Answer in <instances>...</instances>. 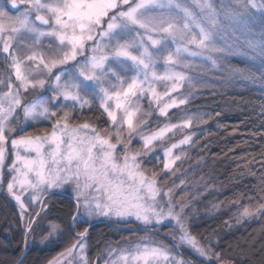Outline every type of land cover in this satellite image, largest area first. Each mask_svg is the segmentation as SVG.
Here are the masks:
<instances>
[{
    "label": "snow or ice",
    "instance_id": "snow-or-ice-1",
    "mask_svg": "<svg viewBox=\"0 0 264 264\" xmlns=\"http://www.w3.org/2000/svg\"><path fill=\"white\" fill-rule=\"evenodd\" d=\"M253 10L264 17V0H231L227 8L221 0L219 9L216 0H0V187L6 167L7 193L19 205L21 219L28 211L26 199L40 206L24 228L26 247L42 214L47 216L48 200L70 192L67 231L75 243L48 264H92L87 237L100 217L134 220L147 235L127 247L109 245L107 258L102 253L96 264L101 259L103 264H188L184 248L203 258L200 264H232L191 235L182 219L185 206L177 210L174 203V186L161 188V173L149 177L144 165L155 153L163 174L174 173L182 146L193 137L169 141L199 118L186 109L178 123L171 118L172 109L193 99V58L205 71L221 70L232 51L226 27L250 30ZM246 44L251 58L260 61V75L233 69L229 79L264 81V40ZM37 90L41 95L29 100ZM97 101L105 126L80 122L84 109ZM154 112L164 122L145 132L150 124L145 116ZM44 122L41 134L29 131ZM257 163L264 173V156ZM258 217L264 218V203L254 211L244 207L237 223ZM81 225L84 230H77ZM173 226L178 232L169 233L171 246L152 238ZM47 232L41 243L52 242L60 229L53 225Z\"/></svg>",
    "mask_w": 264,
    "mask_h": 264
},
{
    "label": "trees",
    "instance_id": "trees-1",
    "mask_svg": "<svg viewBox=\"0 0 264 264\" xmlns=\"http://www.w3.org/2000/svg\"><path fill=\"white\" fill-rule=\"evenodd\" d=\"M227 2L229 0H224L223 7L231 6ZM216 4L221 7L220 0H216ZM253 12L251 24L259 21L264 29V17L255 10ZM227 32L235 40L238 37L235 38L234 34L240 35L236 28L226 27L224 34ZM187 108L190 112L204 113L211 122L203 138L199 140V151L194 156L202 164L203 177H210L220 191L216 201L226 208L213 218H200L194 225L193 234L205 237L212 232H220L233 208L243 211L244 207H248L254 211L260 203H264L261 192L264 189V184H261L264 173L257 163L264 156V98L252 89L202 93L190 101ZM184 146L183 153L188 148ZM179 153L181 154V149L178 150ZM186 159L187 157L182 158L178 167L174 166L183 169ZM72 203L68 196L56 195L48 206L44 221L57 225L64 236L63 240L57 242V247L30 245L26 248L16 208L6 195L0 193V264H19L21 260L23 264H47L62 252L75 239L74 234L69 236L67 231V226L71 223ZM139 229L137 227L134 231L114 233L107 223L93 224L89 228L87 242L90 257L95 258L108 242L123 240L134 233L143 235V232H138ZM165 231L167 229L160 232ZM212 248L225 260L232 261V264H264V218L222 234L212 241ZM182 256L192 259L186 251L182 252ZM194 264H200V261L195 260Z\"/></svg>",
    "mask_w": 264,
    "mask_h": 264
},
{
    "label": "rangeland",
    "instance_id": "rangeland-1",
    "mask_svg": "<svg viewBox=\"0 0 264 264\" xmlns=\"http://www.w3.org/2000/svg\"><path fill=\"white\" fill-rule=\"evenodd\" d=\"M229 3L231 5V0H229ZM225 5L227 4L225 3ZM217 7L218 9L220 8L219 5H217ZM226 7H229V6L227 5ZM236 29H237V32L240 33V35L238 36L237 34H234L235 38L238 37L237 40H235L234 38L233 39L230 38L228 35L229 32H227V34H224L227 38V44L231 46L232 51L230 54L225 55L221 70L205 71L201 67L202 62L200 61V59L193 58L194 68L193 70L189 72V75H191L194 78V82H197L196 87L192 89L193 99H195L198 95L202 93H214V92L219 93V92H226L230 90H244V89L255 90L256 93H258L264 98V81L257 80L255 83H253L238 75L235 76L234 78L229 79V74L233 69L241 70L244 72L251 71V72H254L257 76L260 75V72H259L260 61L259 59L251 58L253 54L248 49L246 41L254 40L256 42H260L261 40H264V29L260 25L259 21H256L254 24H250V30H246L241 27H237ZM217 43L221 46H224L225 41L223 39L218 38ZM79 59H82V58H79ZM158 68L162 69L163 65L162 64L158 65ZM186 88H187V85H185V89ZM182 91H184V89H182ZM38 95H41L39 90H37L36 92L30 93L28 96V99L29 100L35 99ZM187 106L188 105L186 106L182 105L179 109L171 110L172 122L173 123L179 122L177 120V116L182 115L184 109L187 110V113L189 115H194L195 117L202 118L203 122H201V119L199 118L194 119L193 124L190 128L184 129L183 132H178L169 141V143L176 142L179 139H181L184 134L192 135L193 142L190 145L184 146L185 148L188 147L186 149V152L182 156V158L187 157V159L185 160L186 163H184L185 167L183 169H181L180 167L176 168L175 166H177L179 163V161H177L176 165L174 166L175 172L169 175H164L162 160L157 159L155 153L152 154L151 159L145 158L146 162H145L144 167L149 177L152 175L153 171L161 173V176L158 177V183L161 188L167 190L169 187L174 186L173 187L174 203L178 206L177 210H179V206L181 204L185 206L182 219L184 223L186 224L189 232L191 233L193 237H195L205 247L209 245H211L212 247V241H214L217 237L221 236L224 233L226 234L236 229H239L241 226L246 225L247 223L256 221L259 217L256 219L244 220L240 223H237V217L239 216L240 212H242V210L233 208L231 211H229L230 216L228 220L221 227V230L219 233L214 234L215 232H212L205 237L197 236L193 234L192 228L194 227V225L197 224L200 218H207V219L213 218L219 213H221V211L226 210V208L216 201V199L218 198L220 194V191H218L219 189L213 183L210 177H205V176L203 177V174L201 173L202 164L201 162H199V159H195L196 157L194 156L199 151V140L203 138V135L207 129V126H210L211 122L205 116L204 113L197 112V111L190 112ZM143 108L145 109V111L148 109V103L146 100L143 101ZM84 113L85 115L79 117L80 122L87 121L90 123H95L100 127L105 126L102 123V121L106 120V117L101 116L100 114L101 110H98V101L91 108V110L86 107L84 109ZM85 116L87 118H84ZM91 116L93 118H90ZM145 119L150 121V124L144 128V131L148 132V131L155 129L157 126V123L162 124L165 118L163 117L158 118L154 112V114L151 117L145 116ZM21 120H23L22 116H21ZM44 127H47V122H44L40 126V128H35V129L29 128V131L32 132L33 134H41V131ZM138 147H139V141L134 140L133 145H132V150L136 151ZM178 150L179 149L174 150L176 154H178ZM157 151L160 153V156L163 155V152L160 148H157ZM8 179L9 177L7 175V168L5 167L3 171L4 184H3V187H0V193H3L4 195H6L11 201V203L14 204L16 211L18 213V216L20 218L21 228H22L23 236H24V228L29 220V217H34L36 212L39 211L38 209L39 207L38 205L32 206L30 204V201L26 199V206L28 208V211L24 214L23 220H22L21 219V209L19 208V205H17L15 200L12 199V197L9 196L7 193L6 183ZM57 191H60V190H57ZM63 194H68L69 196H71L70 192H65ZM50 202H51V199L48 200L47 202L48 206L50 205ZM44 219H45V216H43L42 214V219L40 220V223L35 225L36 231L27 240V247L30 245H33V246H38V247H43V248H53V247L55 248L57 247V242H59L60 240H63V237H64L63 232L59 228L60 232L58 234L52 235L51 237L52 242L41 243V239L48 235L47 230L50 229L53 225H55L51 222L44 221ZM102 220L116 223L121 226L122 225L126 226L127 230H130V229L132 230L133 228H137V227L143 228L142 225H139L134 220L131 223H123V222L117 223L115 219L108 220L103 217H100L94 220L92 224H94L95 222L102 221ZM173 225H174V222H173ZM163 229H167V231H165V234L168 237V239H165L164 241L169 246H171L169 243L171 242V244H174L175 241L172 240L169 233L178 232V229L175 226L165 227ZM43 231L45 232L43 233ZM146 235L141 236V237L131 236L130 238H127L126 240H123L122 242H118L117 244L108 242L102 247L101 254L103 253L104 259H106L107 253L105 250L108 248L109 245L127 247L129 245L135 244L136 242L142 240ZM88 238H89V234L87 237V242H88ZM152 238L157 241L163 240L160 238H154V237ZM73 243H75V239L71 240L67 247L71 246V244ZM24 245H25V237H24ZM87 251H89L88 243H87ZM183 251H186L192 257V259L194 258L196 261L201 262L203 260V258L195 255L188 248H184ZM57 256L58 254L55 255L54 257H57ZM100 263L103 264V259H101ZM92 264H95V263L92 262ZM188 264H191V263L188 262ZM213 264H215L214 261H213Z\"/></svg>",
    "mask_w": 264,
    "mask_h": 264
},
{
    "label": "flooded vegetation",
    "instance_id": "flooded-vegetation-1",
    "mask_svg": "<svg viewBox=\"0 0 264 264\" xmlns=\"http://www.w3.org/2000/svg\"><path fill=\"white\" fill-rule=\"evenodd\" d=\"M62 196H68L70 199H71V196H69L68 194H61ZM38 209H39V211H40V206L38 205ZM48 209V208H47ZM47 209H46V211H47ZM95 223H107L111 228H113V230H114V233H117V232H119V231H124V230H127V228H126V226H121V225H119V224H116V223H112V222H109V221H104V220H102V221H99V222H95ZM94 223V224H95ZM93 225V224H92ZM134 230H135V228H133ZM132 229V230H133ZM77 230H79V231H83L84 230V226L83 225H81V226H79V228L77 229ZM131 230V229H130ZM129 230V231H130ZM133 230V231H134ZM138 232H143L144 234L143 235H140V234H137V233H134V232H132V233H134V234H131V236H137V237H141V236H144V235H146V233L143 231V228L142 227H140V229L138 230ZM131 233V232H130ZM88 234H89V232H88ZM158 237L157 236H155V235H153L152 237H154V238H160V239H163V240H165V239H168V237H167V235L165 234V232H159L158 233ZM118 236V235H117ZM131 236H128V237H126L125 239H123V240H126L127 238H130ZM123 240H121V239H118V240H116V241H111L112 243H115V244H117L118 242H122ZM172 245V244H171ZM101 252L102 251H100L99 252V254L95 257V258H91L90 257V254H89V251H88V259L89 260H91L92 262H94L95 264H96V261H97V258L101 255ZM182 258L183 259H185L186 261H188L189 263H191V264H194V261H195V259L193 258V259H189V258H184L183 256H182ZM199 262V261H198ZM101 264V263H100Z\"/></svg>",
    "mask_w": 264,
    "mask_h": 264
}]
</instances>
